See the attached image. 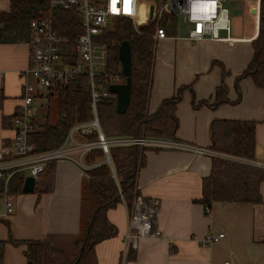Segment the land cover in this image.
I'll use <instances>...</instances> for the list:
<instances>
[{
    "label": "crops",
    "instance_id": "1",
    "mask_svg": "<svg viewBox=\"0 0 264 264\" xmlns=\"http://www.w3.org/2000/svg\"><path fill=\"white\" fill-rule=\"evenodd\" d=\"M227 1L243 13L237 25L231 24L233 42L225 40L224 32L219 40L191 41L186 35V24L183 34L177 24L175 33L154 39L160 50L157 56L154 52L147 108L154 112L164 98L183 88L175 111V138L207 148L213 120L254 121L255 161L264 163V88L256 87L248 77L242 78L238 83L240 99L231 103L239 97L235 79L252 58L251 41L258 32L260 0ZM9 5L10 0H0V12L8 11ZM27 67L26 41L0 42V149L9 145L14 136L11 121L20 106L22 84L25 79L32 80L23 74ZM221 81L226 85L230 103L214 108L194 107L202 100L213 101ZM48 99L35 101L37 123L53 114L47 109L41 111ZM50 99L56 105L55 95ZM53 163L51 191L11 195L10 214L4 213V199L0 196V240L6 241L0 264H28L26 241L79 231L83 169L70 161ZM210 170L211 156L176 149H147L137 187L139 194L159 202L157 227L161 236L141 239L136 250L128 248L124 242L128 211L120 202L107 211L115 232L95 245L97 264H264V182L259 187V203L217 201L206 212L199 200L202 180ZM209 232L224 233V237L202 243Z\"/></svg>",
    "mask_w": 264,
    "mask_h": 264
},
{
    "label": "trees",
    "instance_id": "2",
    "mask_svg": "<svg viewBox=\"0 0 264 264\" xmlns=\"http://www.w3.org/2000/svg\"><path fill=\"white\" fill-rule=\"evenodd\" d=\"M50 15L63 39L68 62L77 61L75 44L82 33L81 18L76 7L61 9L51 7L50 0H10L9 10L0 12V42H22L29 37V22L43 15ZM137 25L130 17H114L94 38L106 48V72L110 75L123 74L118 48L122 41L129 42L131 50V96L123 114L115 110V97L101 98L96 104L97 116L104 137L145 136L176 139L178 119L175 111L182 98L183 88L164 98L157 109L148 112L147 104L152 84L156 26L164 27L167 34L175 33L176 17L164 13L159 21L146 20L135 15ZM252 58L245 69L236 77L235 85L240 99L239 80L250 78L258 88H264V0L259 1V24L256 37L251 41ZM225 75V73H224ZM223 75V76H224ZM106 88L110 78L96 76ZM186 87H184L185 89ZM188 88V87H187ZM56 97V118L49 114L37 123L29 133V141L37 152L57 148L64 141L70 127L92 119L90 92L86 74L77 75L67 83H57L48 93ZM194 103V99H193ZM230 103L226 85L216 87L213 101L194 103V107L207 105L211 108ZM5 119V118H4ZM255 122L231 119H216L211 122L210 136L212 150L224 154L255 160ZM85 138L96 139L93 133ZM152 147L126 145L110 146L107 154L101 148L90 150L84 156V163L91 165L83 169L80 199L79 231L75 234L45 235L41 239L26 241L25 255L28 264H97L94 247L112 236L114 225L107 217V211L120 202L129 212L134 197L139 193L137 176L145 164V151ZM54 163L48 164L39 174L35 183L36 192L46 193L54 185ZM264 182V168L249 163L230 160L221 156L211 157V170L202 180V197L199 200L210 208L213 202L261 201L260 184ZM23 177L14 174L8 183L11 195L22 192ZM3 182L0 181V193ZM6 241L0 240V260Z\"/></svg>",
    "mask_w": 264,
    "mask_h": 264
},
{
    "label": "built area",
    "instance_id": "3",
    "mask_svg": "<svg viewBox=\"0 0 264 264\" xmlns=\"http://www.w3.org/2000/svg\"><path fill=\"white\" fill-rule=\"evenodd\" d=\"M131 0L130 11H124L123 0H116L113 11V0H50L51 7L70 9L76 7L80 18L82 33L75 44L77 61L68 62L66 49L62 46L60 37L50 15L32 19L29 22L28 67L23 71L25 79L22 84L20 106L12 117L14 136L9 145L0 149V181L3 182V190L0 196L4 199V213L10 214L13 210L11 194L9 192V180L14 174H21L24 179L27 176L34 177L35 183L38 174L50 163L56 161H70L79 165L82 169L91 165L84 163V156L95 148H101L107 154L110 146L138 145L154 148L176 149L208 156H221L230 160L249 163L263 167L264 163L245 159L238 156L216 152L211 148L183 143L176 139H163L156 137L119 136L106 138L103 136L96 110V104L101 98L114 96L108 88L96 80V76L102 75L110 78V84L121 83V75H110L106 72V48L95 42L107 23L114 17H130L134 24V2ZM227 0H159L157 6L156 21H159L164 13L180 19L188 25L187 38L191 41L202 39L219 40L221 33L226 34L225 40L233 42L230 38L231 23L229 10L225 5ZM148 20V17L147 19ZM168 34L164 27L156 26L153 38L164 39ZM102 69L95 70V66ZM121 71V68H120ZM86 74L88 77L90 92V107L92 119L72 125L60 146L55 149L37 152L35 145L28 139L29 133L36 127L35 101L47 98L48 93L57 83H67L77 75ZM115 97V96H114ZM96 133V139H87L86 136ZM77 136L80 139H77ZM205 211L209 209L205 207ZM159 202L137 194L128 212V225L124 234V242L130 249L136 250L139 241L144 238H157L161 231L157 227ZM224 237V233H207L202 243L208 244Z\"/></svg>",
    "mask_w": 264,
    "mask_h": 264
},
{
    "label": "water",
    "instance_id": "4",
    "mask_svg": "<svg viewBox=\"0 0 264 264\" xmlns=\"http://www.w3.org/2000/svg\"><path fill=\"white\" fill-rule=\"evenodd\" d=\"M152 6L150 18L152 17ZM118 57L121 62V73L124 81L121 83H113L108 86V90L115 96V110L119 114H123L130 102L131 96V50L129 42L124 40L118 48ZM35 188V180L32 176H27L22 185V193H32Z\"/></svg>",
    "mask_w": 264,
    "mask_h": 264
},
{
    "label": "rangeland",
    "instance_id": "5",
    "mask_svg": "<svg viewBox=\"0 0 264 264\" xmlns=\"http://www.w3.org/2000/svg\"><path fill=\"white\" fill-rule=\"evenodd\" d=\"M134 12H136L135 14H139L145 18L148 17V19L150 20H155L156 19V12H157V6L159 5V0H135L134 1ZM225 5L229 8L230 12H229V18H230V23L233 25H237V22L239 20H242L241 17L243 16V13L240 12L238 9H235L233 7V5H231V3L229 1L225 2ZM151 6H152V17L150 18V12H151ZM241 23V21H240ZM178 24V31L179 33L183 34L184 30H185V25L184 23L181 22L180 19H178L177 21ZM248 26V25H247ZM160 50V46L156 45L155 43V48H154V52L155 55L157 56L158 52ZM102 69V66L96 65L95 66V70H100ZM52 101V102H51ZM53 101L54 99H48V108L47 106H42L41 111H44L45 109L48 110V112H53V114L49 113L50 116L52 118H56V105H53ZM55 103V102H54ZM3 199L0 198V208L1 210L3 209Z\"/></svg>",
    "mask_w": 264,
    "mask_h": 264
},
{
    "label": "snow or ice",
    "instance_id": "6",
    "mask_svg": "<svg viewBox=\"0 0 264 264\" xmlns=\"http://www.w3.org/2000/svg\"><path fill=\"white\" fill-rule=\"evenodd\" d=\"M124 2V11L125 12H129L130 11V5H131V0H123ZM115 4H116V0H113V11H117L116 7H115Z\"/></svg>",
    "mask_w": 264,
    "mask_h": 264
}]
</instances>
